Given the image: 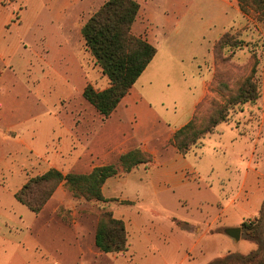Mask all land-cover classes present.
Returning a JSON list of instances; mask_svg holds the SVG:
<instances>
[{
    "label": "rangeland",
    "instance_id": "1",
    "mask_svg": "<svg viewBox=\"0 0 264 264\" xmlns=\"http://www.w3.org/2000/svg\"><path fill=\"white\" fill-rule=\"evenodd\" d=\"M38 1L0 0V51L9 62L16 60L18 64V68L17 64L10 67L0 60V91L3 84L5 91L16 85L17 91H36L29 88L25 79L41 75L39 89L44 97L28 95L34 105L41 107L43 115L48 109L53 110V143L48 138V142L40 143L39 149L49 148V160L72 172L74 158L88 139L76 141L61 126L62 114L81 101L95 109L82 93L75 91L82 81L76 78L82 71L99 88L108 86L109 79L84 46L81 30L90 15L73 8L67 17L72 22L63 28L55 10L38 6ZM104 1L97 0L95 8ZM226 34L228 37L223 40ZM153 35L158 52L135 83L136 90L154 110L153 116L141 122L136 131L150 133L141 136L146 150L141 149L152 156V162L141 164L132 173L124 171L119 162L114 163L118 173L110 177L113 180L107 187L118 195L109 197L116 198L109 202L77 197L64 184L74 202L70 208L62 206L61 214L72 216L75 211L76 217L99 220L100 213L108 210L124 219L128 234L132 221L135 232L136 225L142 223L139 235H130L129 250L125 251L128 257L132 253L137 264H209L229 250L257 249L258 243L243 228L239 241L224 229L242 227L244 221L258 218L264 241V200L259 201L261 195L264 197V17L259 19L251 6L248 12L243 11L239 0H184L179 20L167 30L155 28ZM42 69H49V78L43 79ZM16 73L21 74L23 84ZM251 74L257 82L259 98L242 108L236 107L228 121L203 139L202 147L182 154L186 158L178 164L188 171L186 176L191 180L185 182V192L181 193L188 196V201L180 202L179 189L164 191L160 177L165 169L163 163L175 150L168 141L169 128L192 118L195 99L203 89L209 98L198 107L206 115L213 100L223 101ZM39 121L41 127L52 129V122L48 123L46 118L44 121L43 116ZM169 125L168 131L161 134ZM151 134L158 136L150 141ZM136 145L135 141L130 142V146ZM71 148H76V152L70 154ZM193 187H199V193L207 192L206 198L211 203H198ZM129 192L141 195L138 205L125 197ZM217 198L219 201L213 202ZM151 221L163 228L162 231L157 226L163 233L159 241L145 236L144 227ZM114 254L121 253H107L98 262L118 264L120 261L114 262Z\"/></svg>",
    "mask_w": 264,
    "mask_h": 264
},
{
    "label": "crops",
    "instance_id": "2",
    "mask_svg": "<svg viewBox=\"0 0 264 264\" xmlns=\"http://www.w3.org/2000/svg\"><path fill=\"white\" fill-rule=\"evenodd\" d=\"M96 1L49 0V3H42L39 0L38 6L46 5L51 10L54 9L55 14L59 16L60 26L66 28L72 22L67 17L73 8H79L85 16H88L98 9L95 8ZM138 2L141 6L132 30L135 34L142 35L152 44H155L156 37L153 35V31L155 28L167 30L172 23L179 20L184 0H138ZM92 8L94 10L90 11ZM83 42L86 46L85 40ZM0 60L10 67L17 64L16 60L14 63L9 62L1 51ZM42 73L43 79L49 78L51 75L49 69L48 71L42 69ZM83 75L84 73L81 71L79 77L77 76L76 79L82 81L81 85L75 89V91L82 94L86 85L90 83L88 78ZM32 76L26 78L25 81L29 88L36 91H17V85L14 88L9 87L5 91V84L2 86L3 90L0 91V264H104V262H98L100 258L107 254L101 252L96 244L95 235L98 219L76 217L74 216L75 211L72 212V216L66 217L65 214H61L60 209L62 206L67 209L74 202L70 192L65 189L64 183L57 187L53 196L39 213H35L19 201L15 193L30 177L41 174L53 167L65 174H87L97 166L118 163L120 156L133 148L140 147L146 150L142 145L144 141L141 136L150 133L146 131V133H137L136 131L141 122L144 123L153 116L154 110L152 105L143 97V94L136 90L135 84L109 117H104L96 108L95 110L89 105L83 104V101L69 107L62 114L61 126L73 135L76 141L88 139L78 156L74 158L73 170L69 172L71 170H65L49 160V148L39 149L40 143L48 142V138H51L53 143V110L48 109L46 115H43L41 107L34 105L33 100L29 99L28 93L44 97L39 89L41 75ZM16 77L23 84L21 74L16 73ZM68 90L71 91V89ZM206 92L203 89L195 99L191 117L199 104H203L204 101L207 102L209 97ZM78 100L80 101L81 98ZM41 116L44 117V121L46 118L48 123L52 122V129L44 128V125L40 126ZM187 122L177 127L169 128V125L161 131V134L164 131L167 132L169 128L171 134L168 141L172 143L177 129ZM132 133L134 137H132ZM153 136L156 139L158 134L156 136L151 134L150 141L154 140ZM132 141H135L138 146H130ZM172 146L175 150L170 153L163 163L165 169L160 176L163 181L162 187L166 192L178 188L180 193L178 200L185 203L188 201V196L181 193L185 192L183 188V185L186 186L185 182L191 179L186 176L188 171L178 163L182 159L185 160L186 157L178 153L173 144ZM75 152L76 148H71L70 154ZM43 162H45L44 166H42ZM140 167L141 165L133 169L131 173ZM144 168L148 169L146 166ZM111 178L104 184L103 193L106 197H117L116 191H108L107 185L113 180ZM245 181L246 179L244 183ZM198 188L193 187L192 189L196 194L197 202L202 204L211 203L206 198L207 192L199 193ZM135 194L129 192V195L125 197L138 205L141 202V195ZM263 200L264 197L261 195L259 197L260 203ZM216 201H219V199L217 198L213 202ZM259 208L260 204L258 203L257 209L259 210ZM224 209L226 210V207ZM87 223L93 224V226H88ZM131 224L129 237L130 235L136 237L139 235L138 230L143 224L138 223L136 225V232L132 230L134 222L132 221ZM157 226L163 231V228L154 221L144 227V230H146L145 236L152 241H159L160 235L163 234ZM150 227L152 228L151 232H149ZM126 252L114 254L112 256L114 262L118 260L120 261L118 264H137L136 261H133L132 253L128 257Z\"/></svg>",
    "mask_w": 264,
    "mask_h": 264
},
{
    "label": "trees",
    "instance_id": "3",
    "mask_svg": "<svg viewBox=\"0 0 264 264\" xmlns=\"http://www.w3.org/2000/svg\"><path fill=\"white\" fill-rule=\"evenodd\" d=\"M239 2L243 11L248 12L251 6L259 19L264 17V0H239ZM140 6L137 0H105L90 15L81 30L87 49L96 58L103 74L109 79V85L102 89L88 83L83 95L104 117H109L113 113L157 53L154 44L132 30ZM227 37L226 34L223 40ZM254 70L255 68L253 73ZM259 95L257 82L251 74L242 81L237 91H231L223 101L213 100L208 114L203 115L199 105L192 118L177 129L172 144L183 155L202 147L203 139L215 132L222 122L228 121L236 107L242 108L246 103H254ZM151 162L152 156L141 148H134L119 158V164L126 172ZM117 173L116 164L97 166L87 174H65L53 167L30 177L15 196L32 211L39 213L57 187L64 183L66 188L77 197L109 202L116 198L106 197L103 193V185ZM123 202L131 203L130 200ZM242 228L259 247L248 252L229 250L209 264H264V241L261 237L259 219L244 221ZM95 239L98 249L102 252L122 253L128 250L129 234L124 219L116 217L111 211H102Z\"/></svg>",
    "mask_w": 264,
    "mask_h": 264
},
{
    "label": "water",
    "instance_id": "4",
    "mask_svg": "<svg viewBox=\"0 0 264 264\" xmlns=\"http://www.w3.org/2000/svg\"><path fill=\"white\" fill-rule=\"evenodd\" d=\"M224 232L230 237L234 238L235 241H239L242 234L241 226H229L224 229Z\"/></svg>",
    "mask_w": 264,
    "mask_h": 264
}]
</instances>
